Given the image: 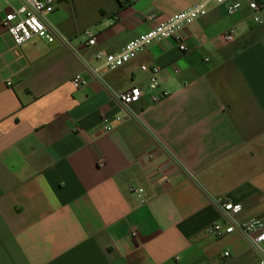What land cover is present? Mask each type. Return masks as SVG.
I'll return each instance as SVG.
<instances>
[{
    "label": "crops",
    "instance_id": "obj_1",
    "mask_svg": "<svg viewBox=\"0 0 264 264\" xmlns=\"http://www.w3.org/2000/svg\"><path fill=\"white\" fill-rule=\"evenodd\" d=\"M197 1L54 0L46 20L69 45L36 38L20 54L0 24V264L256 260L239 232L204 233L223 220L220 199L264 219V23H251L246 0L231 15L210 3L184 51L165 38L99 77L90 70L97 50L117 52ZM18 4L1 0L0 21ZM141 64L160 68L157 89ZM134 85L139 101L122 105L114 93Z\"/></svg>",
    "mask_w": 264,
    "mask_h": 264
},
{
    "label": "built area",
    "instance_id": "obj_2",
    "mask_svg": "<svg viewBox=\"0 0 264 264\" xmlns=\"http://www.w3.org/2000/svg\"><path fill=\"white\" fill-rule=\"evenodd\" d=\"M6 1V0H5ZM19 4L12 7L6 12L0 21L4 32H6L12 40V50L20 54V47L32 39H42L46 42H53L59 39L65 45H69V39L59 35L57 31L48 24L46 16L54 7V0H18ZM249 8V18L254 25L264 23V0H246ZM223 5L228 14H234L239 10L242 0H201L192 5L170 14L164 20L157 22L148 30L139 33L132 39L128 40L123 47L117 52L104 53L97 50L94 53V60L98 63L91 66L90 70L95 76H101L106 71L114 70L129 60L135 58L138 53L145 50L151 43L160 41L165 38L173 39L178 48L182 51L186 50L185 32L192 22L198 17L204 15L209 4ZM2 11L0 0V13ZM234 27L230 26L225 29L221 35L225 41H229L234 36ZM87 37L84 45L90 47L96 43V36L90 31H83ZM142 71L147 73V87L150 90L158 88V73L160 68L157 65L141 64ZM9 83V82H8ZM74 87L84 85L85 80L76 73L71 78ZM143 90L140 86L134 85L120 92L114 93L115 98L124 106L139 101ZM165 93L153 94L150 96L152 102L159 101ZM121 118L120 116L118 119ZM99 128L102 131H108L112 127L102 118ZM130 192L134 193L140 200H143L142 189L131 185ZM217 206L222 215V221L213 222L206 227L204 233L211 234L217 238L223 237L232 232H239L245 237L252 251L257 255L255 261L251 264H264V219L257 216L241 217L243 207L240 202H232L218 200ZM132 235L136 234V230L131 231ZM228 255V252H224Z\"/></svg>",
    "mask_w": 264,
    "mask_h": 264
}]
</instances>
